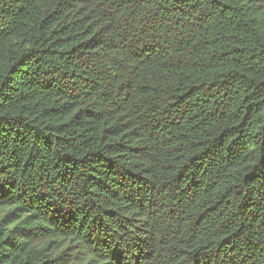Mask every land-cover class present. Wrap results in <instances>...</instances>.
<instances>
[{"label": "trees", "instance_id": "1", "mask_svg": "<svg viewBox=\"0 0 264 264\" xmlns=\"http://www.w3.org/2000/svg\"><path fill=\"white\" fill-rule=\"evenodd\" d=\"M0 264H264V0H0Z\"/></svg>", "mask_w": 264, "mask_h": 264}]
</instances>
